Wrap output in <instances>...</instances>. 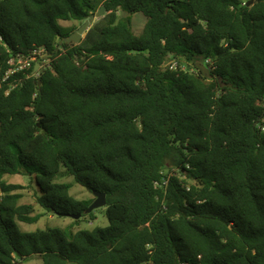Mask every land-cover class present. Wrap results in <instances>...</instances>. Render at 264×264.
I'll return each mask as SVG.
<instances>
[{
	"label": "trees",
	"instance_id": "16d2710c",
	"mask_svg": "<svg viewBox=\"0 0 264 264\" xmlns=\"http://www.w3.org/2000/svg\"><path fill=\"white\" fill-rule=\"evenodd\" d=\"M247 1L0 0V75L50 55L0 90V264H264V0ZM61 175L105 194L107 226L21 230L37 206L94 219Z\"/></svg>",
	"mask_w": 264,
	"mask_h": 264
},
{
	"label": "rangeland",
	"instance_id": "374dc122",
	"mask_svg": "<svg viewBox=\"0 0 264 264\" xmlns=\"http://www.w3.org/2000/svg\"><path fill=\"white\" fill-rule=\"evenodd\" d=\"M120 16L126 15L125 12L120 11ZM146 22V17L140 13H133L131 15V27L134 34H140L142 31L144 24ZM61 25L64 26H79L80 22L76 20L70 21H60ZM47 62H45L46 64ZM183 67H186V64H183ZM4 179L9 183H17L23 186V188L19 189L18 192L22 194L20 199V203L23 202H33L34 201V190L36 189V178L34 175L28 174H15V175H6ZM57 182H67L71 184L70 194L75 196L78 199H90L95 196L91 194L84 187L74 183L71 176L61 175L55 179ZM36 212L41 213L45 212L37 222L34 223H20V228L23 231H34L36 229H44L46 227H60V228H69L73 231H77L79 229H87L91 230L96 226H107L108 220L105 215V207L99 206L94 209L93 216L94 219H89L87 217L82 218L78 223H74V219L69 216H57L51 213L46 212L44 209L40 207H36ZM16 264H42L41 259L38 256H30L26 259H21L16 262Z\"/></svg>",
	"mask_w": 264,
	"mask_h": 264
},
{
	"label": "built area",
	"instance_id": "2783aa9c",
	"mask_svg": "<svg viewBox=\"0 0 264 264\" xmlns=\"http://www.w3.org/2000/svg\"><path fill=\"white\" fill-rule=\"evenodd\" d=\"M44 56L46 55L43 53L42 49H39L32 51L31 54H29L26 57L17 56L10 58L8 60V64H10L11 67L0 75V90H2L4 86L6 87L4 89L6 93H9L11 90L15 89L21 83L22 78L18 76H14L12 79H10V77L18 72L27 71L32 67L31 73L30 74L25 73L23 74L24 75L23 77H28L29 75H37L39 69H42L45 62H47V60L44 59ZM206 62L210 63V60L208 59ZM35 64L38 65L37 70H34ZM168 66L170 69H175L176 61L171 60L168 63ZM182 264H186V263H182Z\"/></svg>",
	"mask_w": 264,
	"mask_h": 264
},
{
	"label": "water",
	"instance_id": "95a60500",
	"mask_svg": "<svg viewBox=\"0 0 264 264\" xmlns=\"http://www.w3.org/2000/svg\"><path fill=\"white\" fill-rule=\"evenodd\" d=\"M254 3V0H248L247 1V5H251ZM104 14V6H100L99 9L95 12L92 13L88 16L87 19H85L78 27L77 29L72 32L68 37L63 38L61 42H74V43H78L82 37L85 31L88 30L90 24L98 17L102 16ZM50 55L44 56V59L47 60V58ZM37 64H35L34 66V70H37ZM196 66L199 68V70H201V72L203 73V75L205 77H212V74L209 72V69L203 64V63H196ZM42 69H39V71H41ZM40 84V83H39ZM92 194L95 196V199L93 201V203L91 204V206L88 208L87 211H90L93 208L99 207V206H103L105 205V194L104 193H100L97 191H92ZM69 217L73 218V219H78L80 217V214H70Z\"/></svg>",
	"mask_w": 264,
	"mask_h": 264
}]
</instances>
